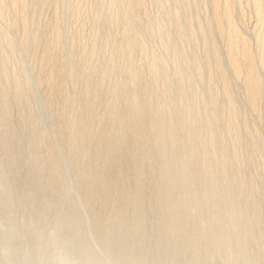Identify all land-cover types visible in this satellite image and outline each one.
Listing matches in <instances>:
<instances>
[{
    "label": "bare ground",
    "instance_id": "bare-ground-1",
    "mask_svg": "<svg viewBox=\"0 0 264 264\" xmlns=\"http://www.w3.org/2000/svg\"><path fill=\"white\" fill-rule=\"evenodd\" d=\"M54 262L264 264V0H0V264Z\"/></svg>",
    "mask_w": 264,
    "mask_h": 264
},
{
    "label": "rangeland",
    "instance_id": "rangeland-1",
    "mask_svg": "<svg viewBox=\"0 0 264 264\" xmlns=\"http://www.w3.org/2000/svg\"><path fill=\"white\" fill-rule=\"evenodd\" d=\"M37 93H38V96H39L40 98H43V94H42V92H41L39 89H37ZM53 264H57V263L54 262Z\"/></svg>",
    "mask_w": 264,
    "mask_h": 264
}]
</instances>
